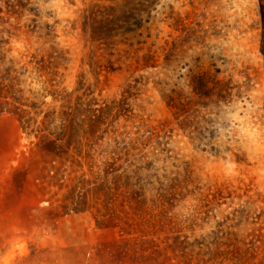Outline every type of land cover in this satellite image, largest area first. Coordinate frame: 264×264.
Masks as SVG:
<instances>
[{
    "label": "rangeland",
    "instance_id": "374dc122",
    "mask_svg": "<svg viewBox=\"0 0 264 264\" xmlns=\"http://www.w3.org/2000/svg\"><path fill=\"white\" fill-rule=\"evenodd\" d=\"M0 264H264V0H0Z\"/></svg>",
    "mask_w": 264,
    "mask_h": 264
},
{
    "label": "trees",
    "instance_id": "16d2710c",
    "mask_svg": "<svg viewBox=\"0 0 264 264\" xmlns=\"http://www.w3.org/2000/svg\"><path fill=\"white\" fill-rule=\"evenodd\" d=\"M197 84L199 87H195V85H192V88H193V92L196 93V94H199V89L197 88H200V90H208L207 86H206V81L203 77L199 76L197 78Z\"/></svg>",
    "mask_w": 264,
    "mask_h": 264
}]
</instances>
